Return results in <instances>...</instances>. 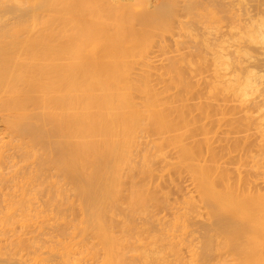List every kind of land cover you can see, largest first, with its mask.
<instances>
[{
  "label": "bare ground",
  "instance_id": "bare-ground-1",
  "mask_svg": "<svg viewBox=\"0 0 264 264\" xmlns=\"http://www.w3.org/2000/svg\"><path fill=\"white\" fill-rule=\"evenodd\" d=\"M210 1L0 0V264H208L240 223L233 264H264V167L233 181L191 109L259 95L264 60L229 78L240 28Z\"/></svg>",
  "mask_w": 264,
  "mask_h": 264
},
{
  "label": "rangeland",
  "instance_id": "rangeland-1",
  "mask_svg": "<svg viewBox=\"0 0 264 264\" xmlns=\"http://www.w3.org/2000/svg\"><path fill=\"white\" fill-rule=\"evenodd\" d=\"M215 1H218V0H215ZM222 1L226 4V7L227 6L229 7V8L228 7L227 8L229 9L230 15L232 14V16L230 17V20L234 19L232 21H235V26L240 28L239 36H237V39H239L240 44L237 45V46L229 47L230 49L227 48L228 51H226V50L224 51V53L225 52H226V54L229 53L228 55L230 57H232L231 58L232 62H235V63L237 62L236 64L234 63L236 65V67L234 65L233 69H235V70L232 71L231 74H229V78H230L231 75H233V77H234V75H236V73H235L236 69H237V67L240 68L241 65L242 66H241L240 70L237 69L238 72H239L238 75H241V73L245 74V72H241V69H242V71H244L245 69L246 70L247 69L250 70V68L248 66L253 64V62H252V60L248 61V59L246 57H244L245 55L250 54V56L252 55V57L254 56V58H257V59H260V60H264V55H263L264 51L262 49H259V46H257L258 47V49H257V48H255V45L253 46V45L249 44V41L246 40V38H248L247 37L248 34H245V31H244L246 29H252V27H253V25L255 23L264 20V0H254L255 2H253V0H222ZM210 2H214V1L211 0ZM220 7H222V6H219V8ZM227 16H229V15H227ZM5 17H7V16H5ZM8 17H13V16L10 15ZM3 20H2V22H3ZM227 20H228V18H227ZM227 20H225L223 22L222 28H224L226 26V24L230 23L229 20L228 21ZM226 21L228 23H225ZM231 23L229 25H231ZM222 30L223 31L227 30V28H224ZM226 33H228V32L226 31ZM231 41H233V40H231ZM198 49H196V53H198L197 52ZM205 53H203V54L206 55ZM209 56L207 58H209L211 60V58H213V57L212 56L209 57ZM254 58H253V60H255ZM249 62H250V64H249ZM246 64L247 65L249 64V65L244 69L243 65L246 66ZM208 65H210V64H208ZM143 67H140V68H143ZM154 67H155V65L153 67H151V69H149V71L152 70V68L154 69ZM253 67L251 68V70H253ZM257 67H255V69H258L260 71V70L263 69L264 66L263 67L259 66L258 68ZM144 68H143L144 70L148 69V67L147 68L144 67ZM159 68L160 67H157L159 72L156 71V68H155L154 71L156 73H153V74H157V72H158V74H160L161 72L164 71L163 70L164 68H162V67L160 69ZM201 70H198L197 73L194 72V74H196L197 77H195V76L191 77L189 74H193V73H191L193 71L190 72V70H186L185 71L186 79H188L190 82H192L196 78L195 81L197 82L198 81L197 79L199 78V76L205 79L206 78L205 76L208 73H209V75H211V73H210V72H212L211 69H209L208 72H207V69H204V67L202 66ZM258 70H256V71H258ZM154 71L152 70V72H154ZM259 71H258L257 74L258 75L260 74L263 77H261L259 75L261 77V81L258 83V87L257 88H259L260 91H262V93L260 94V91H259V95H260L259 96V95H257L258 92H256L254 95H252L254 99H252V96L250 97L251 101L249 100V98L248 99H244L248 103L249 102L251 103L252 101H254L256 99L255 100L256 102L254 101V102H252V104L249 103L250 105H248L247 102L243 103L242 102L243 100L240 101V98L238 96H237L239 98L238 100H237V98L232 96V97H222V98H218V100H213V102L212 101L210 102V103L213 104V106H211L210 103H207L208 101H210V99H209L207 93H205L207 91L206 90L207 89L206 88L207 84L205 85L206 82L204 80H203L204 81L203 82L202 79H200V78H199V83L201 84L203 82L204 85H205L203 87H202V85L199 86V88L201 89L200 92H202V90L204 89L203 95L201 93L195 94V96H194L195 98L191 102V103H193V104H191V107H193L191 109L194 112L196 111L194 114H196V113L198 114L199 109L203 108V109L200 110L202 114L199 113L198 115H196V119L199 116H200V118H202V119L198 118L200 125L202 124V126H203L204 125L203 122H205L204 119L206 118V115H205L206 113H205L204 110L207 111V113L209 114V118L211 117L210 119H215V124H214V120L213 121L211 120L212 122H210V123L212 125H205L204 127L210 131V137H211L210 138V141H211L210 143L212 144V148L214 150L213 152H214V154H216V158L220 159V163L221 164L225 165L224 163H226V165L224 166L225 167L224 170H225V172L227 171L226 173L229 174L232 177L233 181H235L236 183H238L237 179H238L239 173L241 172V174H242L245 170H247V169L249 170L250 169L249 167L252 165V162L254 163V160L252 162H247V161H251L253 159V158L252 159L250 158L251 155H249V157L245 158L246 156H248V154H249V152L251 150H253L254 152L252 151V152H250V154L254 153L253 155H255V159L258 162L257 164H258V166L260 168V171L258 170L259 174L255 175L256 180H258V178L262 177L261 173L263 172V167H264V164H263L264 157H262V156H264V155L262 153V156H260V154H261L260 150L264 149V125H262V123L264 124V108H263V105L261 103V102L264 101V95H263L264 94L263 93V89H264V70L261 71V73ZM154 78L155 79L157 78L156 75L153 76V79ZM209 79H211V78H209ZM209 79H206V80L208 81ZM192 83H194V82H192ZM261 95H263V96L261 97ZM199 96L200 97L201 96L202 97L206 96V98L205 97L199 98ZM196 97H197V99H196ZM204 98H205V100H208V101H205ZM260 99L263 100V101H261ZM199 100H201V102H199ZM238 101L242 102L243 104L242 103L241 104L237 103ZM195 102H198L197 105H199V103H200L199 108H198V106L196 105ZM202 102H203L202 105H204L206 103H207V105H204V106L201 107V103ZM204 102H206V103H204ZM214 102H216V103L214 104ZM258 103H261V104H259L260 107H259ZM208 104H209V106H208ZM217 106H218V110H217ZM245 106H247V107L245 108ZM255 107H256L257 111L255 110ZM242 108L244 110H242ZM251 108L254 109L256 111V113L252 112L254 110H252ZM194 109H196V110H194ZM220 109L221 110L223 109L222 110L223 112ZM249 109L252 110L250 114L252 115V117L254 116L253 117L254 119L253 120L251 119V120L254 122L253 124H255V125H253L252 123H251L252 125H248L247 124L248 122H246V118H244L246 110H248L247 111V113H248ZM218 113H221L222 115L224 113L225 115L222 117L224 119L218 118V117L222 116L221 114H218ZM243 113H244V115H243ZM250 114L248 113V115H250ZM251 115L249 117H251ZM242 118H243V120L245 119L243 123H241L243 121ZM260 118L263 119V120L259 121V123L262 122L261 123L262 126L259 125V126H261V127L258 128L260 130H258V129L255 130V128L258 127V125L256 124L255 121H258V119L260 120ZM217 119H219V120L216 123ZM222 120H225V122H223ZM220 121H221V123H220ZM219 123L220 124L223 123V124L220 125ZM224 123H227V124H224ZM218 124L220 125V127H219ZM244 125H245V127H244ZM249 126H252V127H249ZM217 127H219L220 129L217 128ZM261 128H262V130H261ZM200 131H199V135H200L199 137L201 138L203 136H202ZM199 137H197V139ZM200 144L202 146L204 145L203 142H201ZM241 152H242L243 156L245 155L243 153L246 152V154H247V155H245L243 157V159L240 157V156H242ZM230 155L233 156V159L231 158ZM244 158H245V160H244ZM221 159H222V161L224 163H222ZM246 159H247V161H246ZM242 160H244V161H242ZM245 161H246L247 164L245 163ZM226 167H227V169H226ZM250 178L253 179V180L255 179L253 177H250ZM249 180L250 179H247L245 181H249ZM246 186L247 185H243V187H246ZM262 193H264V192H262ZM231 223H233V221ZM197 228H198V224L193 222V224L191 226V229H197ZM214 228L218 229L216 226H214ZM246 230H247L246 224L245 223L244 224L240 223V224L231 225L230 227H225L223 230H221V232H223V234H222L223 237L228 236L229 238L232 239L234 237H238L237 234H241L243 232H246ZM231 239H228V240H231ZM212 240H214V241H210L209 245L212 246V247H218V249H214V250H212L209 253V255L207 257V263L208 264H230V261H232L231 264H233V260L235 262H237L239 260V258H240L239 250L237 249V247L233 243L230 244L227 239H226L227 241L224 239L225 241L223 240L221 244L220 243L218 244V242H216L217 240H215V239H212ZM182 253H184V256H187L186 255L187 253L185 251H183Z\"/></svg>",
  "mask_w": 264,
  "mask_h": 264
}]
</instances>
